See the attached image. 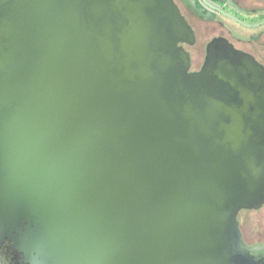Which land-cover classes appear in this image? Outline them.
Listing matches in <instances>:
<instances>
[{"label": "water", "instance_id": "obj_1", "mask_svg": "<svg viewBox=\"0 0 264 264\" xmlns=\"http://www.w3.org/2000/svg\"><path fill=\"white\" fill-rule=\"evenodd\" d=\"M194 41L174 0H0V264H264V67Z\"/></svg>", "mask_w": 264, "mask_h": 264}, {"label": "flooded vegetation", "instance_id": "obj_2", "mask_svg": "<svg viewBox=\"0 0 264 264\" xmlns=\"http://www.w3.org/2000/svg\"><path fill=\"white\" fill-rule=\"evenodd\" d=\"M192 27L195 41L183 47L191 55V71H200L207 46L214 39H225L237 50L250 55L264 67V0H174ZM215 29V31H211ZM259 210H245L260 212ZM239 216V215H238ZM240 223V221H239ZM262 244L264 240L249 243Z\"/></svg>", "mask_w": 264, "mask_h": 264}, {"label": "rangeland", "instance_id": "obj_3", "mask_svg": "<svg viewBox=\"0 0 264 264\" xmlns=\"http://www.w3.org/2000/svg\"><path fill=\"white\" fill-rule=\"evenodd\" d=\"M211 31L215 29L211 28ZM238 220L245 233V239L252 243L257 240H264V210L260 212H247L242 210Z\"/></svg>", "mask_w": 264, "mask_h": 264}]
</instances>
